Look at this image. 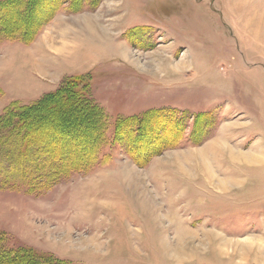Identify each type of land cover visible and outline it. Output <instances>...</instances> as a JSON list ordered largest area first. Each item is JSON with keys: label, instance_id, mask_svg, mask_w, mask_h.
Returning <instances> with one entry per match:
<instances>
[{"label": "rangeland", "instance_id": "obj_1", "mask_svg": "<svg viewBox=\"0 0 264 264\" xmlns=\"http://www.w3.org/2000/svg\"><path fill=\"white\" fill-rule=\"evenodd\" d=\"M0 15V117L87 77L75 90L106 122L101 135L64 118L74 106L39 111L34 131L84 170L28 192L3 166L4 248L59 264H264V0H0ZM152 111L138 134L130 118Z\"/></svg>", "mask_w": 264, "mask_h": 264}, {"label": "trees", "instance_id": "obj_2", "mask_svg": "<svg viewBox=\"0 0 264 264\" xmlns=\"http://www.w3.org/2000/svg\"><path fill=\"white\" fill-rule=\"evenodd\" d=\"M1 17L4 18V16L0 15V21L3 20ZM89 84L87 77L85 79L73 77L72 86L69 87L71 90L65 87L32 105L13 104L0 117V172L3 166L8 167L2 174V181L20 175L22 176L21 184H25L29 189L28 192L41 191L56 185L71 174L84 170L83 165L79 166L71 159L63 158L64 160L61 159L59 162L57 159L64 157V153L56 150V146L53 147L51 142L34 131V128L37 127L38 120V125L41 126L39 111L52 103L51 106L57 109H71L70 106H74L79 113L69 111L64 118L73 119L76 115L77 119L87 118L89 120L87 122H92L96 125L95 127L101 128L100 134H103L106 122L102 108L75 90V87H84ZM159 112L162 111H152L140 118H130L132 122L137 123V133L141 134L145 121ZM127 122H120V128ZM90 135L88 137H93V134ZM45 162L46 164H41ZM87 166L89 164L85 165L86 169ZM13 185L15 186L14 183ZM0 264H59V262L38 256L30 250H8L0 244Z\"/></svg>", "mask_w": 264, "mask_h": 264}, {"label": "bare ground", "instance_id": "obj_3", "mask_svg": "<svg viewBox=\"0 0 264 264\" xmlns=\"http://www.w3.org/2000/svg\"><path fill=\"white\" fill-rule=\"evenodd\" d=\"M10 21V20H9ZM13 22V21H12ZM92 28V27H91ZM91 28H89L90 30H91ZM96 31V30H95ZM105 35V34H104ZM62 121V120H61ZM57 123V122H56ZM56 135V134H55ZM82 145V144H81ZM86 149V148H85ZM83 150V149H82ZM79 152V151H78ZM205 166V165H204ZM127 172V171H126ZM117 179H118V182L119 183H121V184H123V182H125V183H130V179H131V174H129V173H121L118 177H117ZM121 182H120V181ZM124 185V184H123ZM143 205V204H142ZM143 209L145 210V209H147V205L146 204H144L143 205ZM149 213V212H148ZM150 214V213H149ZM173 219V218H172ZM174 221V220H173ZM172 221V222H173ZM148 225H150V224H147V235L149 236V238H153L154 237V234H155V231H154V229L152 228V227H148ZM155 242H157V240H155ZM158 243V242H157ZM156 243V244H157ZM159 245V244H158ZM164 243H161V245H159L158 246V248H157V251L159 252V250L160 249H164ZM168 246V245H167ZM161 251V250H160ZM166 257H168V256H166Z\"/></svg>", "mask_w": 264, "mask_h": 264}]
</instances>
